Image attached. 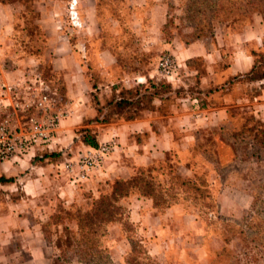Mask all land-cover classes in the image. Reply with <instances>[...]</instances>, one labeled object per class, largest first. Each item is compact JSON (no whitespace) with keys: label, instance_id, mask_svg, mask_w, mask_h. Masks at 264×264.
Returning <instances> with one entry per match:
<instances>
[{"label":"rangeland","instance_id":"rangeland-1","mask_svg":"<svg viewBox=\"0 0 264 264\" xmlns=\"http://www.w3.org/2000/svg\"><path fill=\"white\" fill-rule=\"evenodd\" d=\"M26 1V5L11 3L15 6L14 32L7 38V47L0 50V69L16 66L26 71L28 77L39 72L62 98L58 108L63 103L66 91L64 81L67 78L64 76H69L76 86L73 79L78 75L80 79V68L90 84V98L93 96L98 99L100 90L92 86L106 83L99 73V58L103 57L102 52L106 48L117 59L115 81H127L125 78H128L132 88L136 86L134 83L146 85L145 79L139 78L145 76L157 85L170 84L174 92L178 93V101H174L177 108H201L200 85L203 76L208 77L207 65L201 57L182 62L174 55L175 51L194 43L193 38L203 26L202 36L197 41L203 42L208 50L214 47L220 49L218 45L223 43L231 51L234 50V35L249 31L258 24L264 27L263 16L253 14L234 24H214L211 31L213 37H210L206 28L207 19L204 21L200 16L196 22L186 21L184 11L188 0H96L101 23L100 32L93 33L90 16L88 17L93 0H77L76 11L70 9L71 4L75 3L73 0ZM71 12L78 14L74 20L71 19ZM166 24L167 29L164 30ZM166 45H170V48ZM262 48L259 49L264 52V45ZM227 56L230 54L227 53ZM164 57H169L177 67L169 77L160 74L159 63ZM226 62L228 58L225 63L218 65L215 75H211L216 86L222 82L220 75ZM123 84L119 83L117 87L121 88ZM211 88H214L213 84ZM255 90L259 91V88L241 86L240 90L233 88L232 94L239 92L250 97ZM147 91L152 92L150 89ZM212 97L210 102L218 106L220 92ZM192 98L197 101L194 102ZM91 105L95 106L93 101ZM248 105L246 102L245 107L230 105L229 109L235 111L243 108L247 115L254 116L253 122L260 121L264 124V110L261 108L256 114L247 109ZM240 117L233 118V125L239 126L234 130L225 126L212 129L191 120L186 123L180 117L181 123L185 124L182 129L173 128V143L167 146L160 145L152 134L160 136L157 128L163 130L168 119L153 114L148 118V123H152L153 133L148 131L139 135L136 140L141 145L135 147V141L130 139L131 145L128 146L111 141L96 148L106 145L109 149L89 176L101 171L117 173V176L100 182L98 192L101 195L110 191L114 180H128L139 169L148 168L155 170L151 173L156 182L164 188L177 183L174 191L181 193L167 208H154L151 199L141 197L137 192L122 199L119 203L122 208L121 221L109 225L106 236L101 239L110 258L109 264H125L132 243H138L156 264H245V254L250 257L254 252V249L251 251L249 246H245V234L253 232L248 225L264 218V148L253 140L256 133L254 129L247 128L253 122L241 128ZM84 129L87 128L75 131L76 136L71 146L66 148L60 144L57 152H52L55 155L52 158L55 159L51 162L57 167V175L74 179L71 174L64 172L63 164L88 150V147L84 149L80 141L79 134ZM43 146L45 145L35 148ZM35 148L25 155L30 157L35 152L37 156L32 157L30 162L46 165L41 157L47 154L36 152ZM136 154L144 158H139ZM20 158L24 159L25 156ZM19 167V171L29 173L28 166ZM169 167L174 174L173 179L170 178ZM121 175H125V178H121ZM183 181L190 183L179 187L178 183ZM14 183L17 188H2L0 185V205H6L12 200L13 204L45 207L42 201L24 204L21 185ZM0 184L4 183L0 181ZM193 184L205 191L204 199L191 190ZM183 191L186 193H182ZM7 194L10 195L9 198ZM49 195L52 197L50 207L45 212L48 221L45 224L47 226H43L44 241L39 246L45 256L30 258L25 249L18 250L23 245L22 240L13 237L7 246L9 255L0 259V264H57L59 252L50 242L55 240L56 231L50 218L57 215L59 210L63 211L66 206H61V201L54 199L53 192ZM95 198L97 197L92 192H85V201H82L81 196L80 204L75 205L86 209ZM206 205L209 208L204 207ZM43 211L42 208L41 212ZM70 261V264H79L75 262L73 254H70ZM260 264H264V261Z\"/></svg>","mask_w":264,"mask_h":264},{"label":"crops","instance_id":"crops-1","mask_svg":"<svg viewBox=\"0 0 264 264\" xmlns=\"http://www.w3.org/2000/svg\"><path fill=\"white\" fill-rule=\"evenodd\" d=\"M73 1L75 3L71 4L70 9L71 11H76L77 7H75V5L77 4V0ZM14 7L15 6L13 4L0 3V50L7 47V38L14 32ZM76 15L78 14L76 13ZM89 16L90 23L92 25L91 31L93 33L98 31L100 32L101 19L98 17V6L96 0L92 1L91 7L88 10V17ZM263 38L264 27L258 24V26L250 29L249 31H244L233 36L235 41L233 40L234 50L232 51L231 49H228V47H225L223 43L221 46L218 45L220 49L214 47L213 49L208 50L207 47H205V44L201 41H196L190 45H186L185 47H180L179 50L175 51L174 55L177 59L182 60V62L201 57L207 65L208 77L203 76L202 84L200 85V89L202 90L199 94L201 97L199 98L202 105L201 108L199 106L194 108L185 107L184 109L181 107L177 108L174 101L175 99L178 101V96L172 93L169 95L171 96L169 101L157 100L158 105L167 108V111H163V114L151 113L149 115L148 112H145L130 121L120 119L114 120L108 124H89V121L96 117L97 112L95 110V106L92 107L91 105L92 98H90L88 94L90 84L83 74L84 71L80 68V79L78 78L79 75L73 79L77 84L76 86H74L69 76H64L67 78L64 81L66 91L63 103H61L59 107V112L62 114V118L55 132L56 135L54 134L53 138L47 145L40 148L37 147V149L35 148L36 152L41 151L46 154H51L52 152H57L56 150L60 144L66 146V148L71 146L74 143V138L76 136L75 131L82 128L91 129L96 134V139L99 145L112 141L114 144L128 146L131 145L130 139H133L135 141V147H137L138 145H141L138 144V141L136 140L139 135H144L145 133H148V131L152 132V123H148V118L153 114H158L161 118L168 119L165 126H163V130L157 128V130L160 131V136H157L156 133L152 132V136L155 137L154 139L159 141L160 145H172V130H174L173 128H183L185 123H181L182 119L186 123L188 120L198 122L200 124L203 123L206 127L212 129L224 126L226 128H233L232 111L229 109L231 108L230 105H232V107H245L246 102L249 103V105L246 106L247 109L252 110L253 113L256 112L257 114V112H260L261 108L264 110V81L251 85L236 83L229 87L225 84L229 78L239 74H244L251 69L254 61L251 52L262 51V47L264 45L262 44ZM166 47L170 48V45H166ZM61 49H63V45H61ZM227 53H229L230 56H227ZM102 55L103 57L99 58V73L102 77V81L104 80L106 83L98 84L96 88V90H100L97 95L100 103L99 106H104L107 101L110 100L113 95L112 87L115 84L124 83L121 88L115 90L116 94L122 88H131L130 80H128V78H125L127 81L123 79L120 81L114 80V69L117 67V59H115L108 48L102 52ZM226 58H228V62H226V66L222 67L223 69L220 75L222 82L218 83V85L220 84L219 86H216L217 83H214L215 80L211 78V75H215L216 68H218V65L222 62L225 63ZM17 62L19 63L20 61L18 60ZM31 71L33 70H30V72ZM28 78L29 77L26 76V71L24 72L16 66H11L10 69H0V79H6L11 83L21 84ZM139 78H142L143 80L145 79V83L147 84V77L140 76ZM211 82H213L212 84L214 88H211ZM134 84L138 86L142 83ZM253 85L259 88V91L256 90L257 94L255 96L249 97L248 95H243L239 92L236 94L237 96L232 94L233 88L240 90L241 86L248 87ZM222 86H224V90L221 89ZM211 89H213L212 92H210ZM217 89H219V91H217ZM172 90L174 91V89ZM218 92H220L221 100L218 101V106H215L214 103L210 102V99L213 98V94ZM165 96L166 95H163V97ZM206 100L207 103H205ZM195 101L197 100L194 99V102ZM239 110L241 112L244 111L243 108H240ZM173 114L175 118H173ZM180 117H182V119H180ZM144 143L146 142L144 141ZM82 146L84 149L87 148L84 145ZM59 150L62 151V149ZM88 150L93 149L88 147ZM34 156L37 155L35 152H32L30 157L25 156L24 159L16 158L0 167L1 178H12L13 182L11 183L17 182L21 185V190L24 193V197L22 198V202L24 204L27 202L31 203L33 201H42V205L45 206L38 207L35 205L34 207H31L30 205H22L18 203L13 204L12 200L10 203H6V205H0V259L9 255L7 246L12 242L11 239L13 237H18V239L22 240L23 245L21 248L18 247V250L22 251V249H25L30 258L37 259L45 256V252L40 249L39 246L40 243L44 241L43 226L48 221V216L45 212L50 207L49 202L52 198L49 195L50 192H53L54 199L56 201H61L63 202V205L69 207L74 204H79V198L81 196L82 201H84L83 193L85 192H92L94 197H98V187L100 186V182H105L107 179L117 176V173H110L109 171H101L99 174L93 172L87 180L79 183L75 180H70L68 177L64 178L62 174H56L57 167L51 162L55 159V157L44 158L46 165H38L30 162ZM137 157L144 158L140 155H137ZM139 160L141 161L142 159H138V161ZM138 161L136 160V162ZM19 166H21V168L28 166L27 168H29V173L19 171ZM124 176L125 175H121V178H125ZM0 185L2 188H17V184L15 183L14 185L10 183ZM7 195L9 198L10 195ZM33 208H35V210ZM42 208L44 209L43 212H41Z\"/></svg>","mask_w":264,"mask_h":264},{"label":"trees","instance_id":"trees-1","mask_svg":"<svg viewBox=\"0 0 264 264\" xmlns=\"http://www.w3.org/2000/svg\"><path fill=\"white\" fill-rule=\"evenodd\" d=\"M0 3L26 5L28 2L26 0H0ZM184 14H186V21L190 23L196 22L200 16L203 17L204 21L207 19L206 28L208 34L213 37L211 31H213L214 24H234L250 18L253 14L262 15L264 18V0H188V6H186ZM167 24L164 25V30L167 29ZM196 26L193 28L197 29ZM203 29L204 26L200 29L199 34L193 38L192 42L201 38ZM251 55L254 58L251 69L244 74L229 78L225 83L228 87L236 83L251 85L264 81V52L252 51ZM146 85H149V87ZM146 85H138L129 89L122 88L117 94L115 90L119 87L114 85L112 87L113 95L104 106H99L98 99L92 96L97 115L89 121V124H108L120 119L130 121L145 112L161 114H163V111L166 112L167 109L158 105L157 100L169 101L170 94L174 93V95H177L178 93L172 90L173 88L170 84L157 85L154 81L147 79ZM92 87L94 89L97 88L96 84ZM253 87L256 88L257 86L253 85ZM148 89L152 90V92L147 91ZM221 89L224 90V86ZM212 91L213 89L210 92ZM256 94L257 91L255 90L251 92L250 96H255ZM163 95L166 96L163 97ZM239 115L241 116V128H244L245 125H250L254 120V116L247 115L244 111L241 112L239 109L232 111V118ZM237 127L239 126L236 125L231 129L234 130ZM247 128L254 129L256 133L253 135V140L264 148V124L256 121ZM79 135L80 141L85 147L96 149L99 146L96 134L91 129H84ZM53 156L55 155L51 153L41 157V159L52 158ZM148 169H139L128 180H114L110 186V191L102 195L99 192V196L91 201V204L86 209L77 207L75 204L69 207L65 205L66 208L63 207V211L59 210L57 215H53V218H50V223H52L56 231L55 240H48L49 235L47 232L45 234L47 240L53 243L59 252L57 264H70V254H73L75 262L79 264H109L110 258L101 244V239L106 236L109 225L121 221L122 208L119 203L131 193L137 192L141 197L151 199L154 208H167L172 201L177 200L176 197L181 194L174 191L177 183H171L169 188H164L153 178L151 172L155 170ZM169 175L173 179L174 176L172 175L174 174L171 172L170 167ZM0 181L11 183L13 179L0 178ZM189 183L183 181L178 183V185L183 187ZM191 190L197 193L199 198L204 199L206 197L205 191L194 187V184ZM182 193H186V191ZM60 204L63 206V202H60ZM204 207L209 208L207 205ZM248 227L253 232L245 234V239H247L244 240L246 242L245 246H249L248 248L251 251L254 249V252H252L250 257L245 254V264H260L261 261H264V218L250 223ZM125 264L156 263L138 243H132V249L125 259Z\"/></svg>","mask_w":264,"mask_h":264},{"label":"built area","instance_id":"built-area-1","mask_svg":"<svg viewBox=\"0 0 264 264\" xmlns=\"http://www.w3.org/2000/svg\"><path fill=\"white\" fill-rule=\"evenodd\" d=\"M71 16L73 20L77 17L74 12ZM159 66L160 74L166 77L173 75L177 68L169 57H164ZM60 100L57 90L39 72L21 84L0 79V166L51 141L62 118L58 108ZM108 149L103 145L87 150L64 163L63 170L81 183L99 166Z\"/></svg>","mask_w":264,"mask_h":264}]
</instances>
